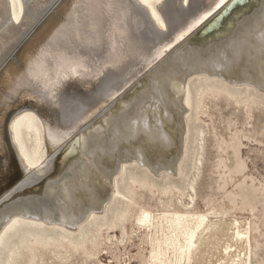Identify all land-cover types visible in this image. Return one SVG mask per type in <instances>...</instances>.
Listing matches in <instances>:
<instances>
[{
    "label": "bare ground",
    "instance_id": "obj_1",
    "mask_svg": "<svg viewBox=\"0 0 264 264\" xmlns=\"http://www.w3.org/2000/svg\"><path fill=\"white\" fill-rule=\"evenodd\" d=\"M225 1L0 0V242L22 224L79 236L127 200L128 167L177 177L192 80L264 96V0ZM211 212L143 210L148 264H251V226Z\"/></svg>",
    "mask_w": 264,
    "mask_h": 264
},
{
    "label": "rangeland",
    "instance_id": "obj_2",
    "mask_svg": "<svg viewBox=\"0 0 264 264\" xmlns=\"http://www.w3.org/2000/svg\"><path fill=\"white\" fill-rule=\"evenodd\" d=\"M206 82L189 83L188 150L177 177L155 179L128 167L116 184L128 201H112L103 219L83 228L80 237L22 224L0 242V264H148L149 231L137 224L143 210H212L246 220L251 264H264V96L243 88L226 92ZM20 142L29 153L30 133Z\"/></svg>",
    "mask_w": 264,
    "mask_h": 264
},
{
    "label": "water",
    "instance_id": "obj_3",
    "mask_svg": "<svg viewBox=\"0 0 264 264\" xmlns=\"http://www.w3.org/2000/svg\"><path fill=\"white\" fill-rule=\"evenodd\" d=\"M230 1L232 0H226L223 4H221L220 8L221 9L222 7L226 6L227 4L230 3ZM214 13L208 15L199 25H201L202 23H205L208 19H210V17H212ZM197 25V27L199 26ZM196 27V28H197ZM195 29V28H194ZM193 29V30H194ZM192 30V31H193ZM137 79H135L133 82H131L130 85H133V83L136 81ZM130 85H128L127 87H129ZM126 89V88H125ZM123 89L118 95H115L108 103H105V104H102V105H97L96 107H93L94 109H92V113L90 115H88V112H84L85 114H83V117L84 119L79 121L77 124H76V127L68 133V135H65V137H61L60 140H58L57 142H54L53 144H50L48 146V150L51 149V151H48L49 154L53 153L54 151H56L58 148H62L64 145L68 144V141H73L72 143L73 144H76L75 143V138L76 137V133L84 126L86 125L87 123H89L90 121H92L96 115H98V113H100L109 103H111L113 100L117 99V97L121 94V93H124L126 90ZM70 143V142H69Z\"/></svg>",
    "mask_w": 264,
    "mask_h": 264
}]
</instances>
